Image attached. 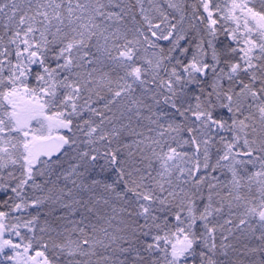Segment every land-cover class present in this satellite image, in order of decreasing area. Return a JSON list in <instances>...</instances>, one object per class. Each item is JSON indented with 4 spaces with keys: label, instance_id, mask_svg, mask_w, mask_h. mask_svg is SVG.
Wrapping results in <instances>:
<instances>
[{
    "label": "snow or ice",
    "instance_id": "snow-or-ice-1",
    "mask_svg": "<svg viewBox=\"0 0 264 264\" xmlns=\"http://www.w3.org/2000/svg\"><path fill=\"white\" fill-rule=\"evenodd\" d=\"M0 264H264V0H0Z\"/></svg>",
    "mask_w": 264,
    "mask_h": 264
}]
</instances>
